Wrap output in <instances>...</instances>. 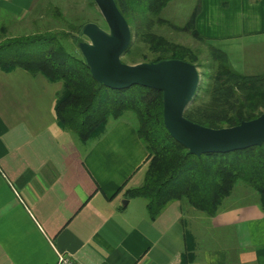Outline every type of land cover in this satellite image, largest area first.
<instances>
[{
    "label": "crops",
    "instance_id": "0c3cea01",
    "mask_svg": "<svg viewBox=\"0 0 264 264\" xmlns=\"http://www.w3.org/2000/svg\"><path fill=\"white\" fill-rule=\"evenodd\" d=\"M36 1L0 0V29ZM196 28L244 60L264 45V0H202ZM62 88L0 70V264H56V250L79 264H264V213L226 206L235 192L214 217L176 200L151 219L144 198L127 196L148 167L136 121L111 119L83 142L58 124ZM247 186L235 190L249 196Z\"/></svg>",
    "mask_w": 264,
    "mask_h": 264
},
{
    "label": "trees",
    "instance_id": "16d2710c",
    "mask_svg": "<svg viewBox=\"0 0 264 264\" xmlns=\"http://www.w3.org/2000/svg\"><path fill=\"white\" fill-rule=\"evenodd\" d=\"M171 1L116 3L134 35L158 56L151 62L176 58L208 68L206 85L200 86L185 116L203 126L224 128L263 114L264 74L237 72L225 51L207 44L208 39L196 28L201 8L183 28L163 18L162 12ZM56 16L62 14L57 11ZM66 24L63 30L0 41V70L12 72L21 68L32 75H43L50 82H62L55 106L58 124L83 142L99 137L111 119L122 118L128 112L136 114L137 132L149 153L148 167L143 185L128 190L127 196L144 198L151 219L176 200H185L196 210L214 217L240 181L257 190L264 210V144L225 153L191 154L166 129L162 92L141 85L116 90L98 83L78 46L84 40L82 28L86 22ZM155 24H169L208 45L209 65L205 66L207 60L201 61L191 48L157 34ZM132 46L133 42L127 56H132Z\"/></svg>",
    "mask_w": 264,
    "mask_h": 264
},
{
    "label": "water",
    "instance_id": "95a60500",
    "mask_svg": "<svg viewBox=\"0 0 264 264\" xmlns=\"http://www.w3.org/2000/svg\"><path fill=\"white\" fill-rule=\"evenodd\" d=\"M108 30L89 22L82 28L88 41L79 49L92 77L112 89L141 85L162 92L163 114L170 135L191 154L232 152L264 144V113L239 125L211 128L185 116L201 86L198 67L185 60L170 58L159 62L127 64L122 61L132 43L131 27L116 0H93ZM127 204V200L124 202Z\"/></svg>",
    "mask_w": 264,
    "mask_h": 264
},
{
    "label": "rangeland",
    "instance_id": "374dc122",
    "mask_svg": "<svg viewBox=\"0 0 264 264\" xmlns=\"http://www.w3.org/2000/svg\"><path fill=\"white\" fill-rule=\"evenodd\" d=\"M200 8H202V0H172L163 10L162 16L173 25L183 28L188 25L194 13ZM57 11L62 14V17L56 16ZM66 22L76 24L94 22L103 29L108 30L107 23L92 0H37L31 12L25 14L17 21L8 23V27L5 29H0V41L13 36L37 34L48 30H63L66 28ZM153 29L157 34L167 38L169 41L191 48L200 55L201 61L205 62L207 60V65L205 66L209 65L210 50L208 45L206 46L198 41L191 33L176 29L169 24H155ZM132 36V56L124 55L122 58L124 63L151 62L158 58L149 46L135 36L133 32ZM84 40L88 41L85 37ZM207 44L212 43L208 41ZM229 60L234 69L241 74L262 75L264 74V45L252 46L247 49L244 60H239L236 56L229 58ZM195 65L201 73V86H205V74L209 70L203 67L204 65L201 66L198 63ZM126 116L138 123V118L133 112L126 113ZM238 184L247 186L241 181ZM247 187L249 188L247 190L253 192V194L244 196L237 187L234 191L235 193L233 192L234 195L227 200L226 206L234 205L236 208L243 206L255 207L254 210L257 208L258 212L264 213L259 193L250 185Z\"/></svg>",
    "mask_w": 264,
    "mask_h": 264
},
{
    "label": "built area",
    "instance_id": "2783aa9c",
    "mask_svg": "<svg viewBox=\"0 0 264 264\" xmlns=\"http://www.w3.org/2000/svg\"><path fill=\"white\" fill-rule=\"evenodd\" d=\"M56 252L58 257L56 264H79L73 254L58 250Z\"/></svg>",
    "mask_w": 264,
    "mask_h": 264
}]
</instances>
